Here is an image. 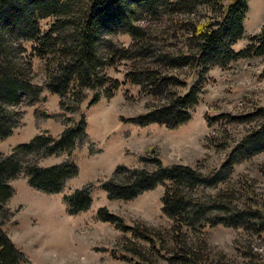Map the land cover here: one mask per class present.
Here are the masks:
<instances>
[{"label": "rangeland", "instance_id": "rangeland-1", "mask_svg": "<svg viewBox=\"0 0 264 264\" xmlns=\"http://www.w3.org/2000/svg\"><path fill=\"white\" fill-rule=\"evenodd\" d=\"M231 1L226 0L225 5ZM248 4L245 38L234 46L236 52L244 50L249 37L260 34L264 27V0H248ZM185 14L174 21L196 17L194 13ZM168 17L138 22L152 37L151 57L138 56L104 71L111 84L120 83L112 97L101 92L93 103L95 92L87 91L78 106L68 96L65 106L70 107V112L62 108L60 97L49 90L47 70L53 63L47 64L35 56L31 42L20 44L23 50L19 55L12 52L13 57L29 61L30 82L43 88L33 105L31 96L21 94L22 120L10 136L0 140V154L10 156L18 146L43 133L59 141L67 127L78 132L70 152L43 158L28 154L20 157L24 169L18 179L11 181L14 197L5 208L7 212L0 211L7 237L24 255L19 264H177L182 252L196 254L202 264H264V233L209 223L226 219L233 212H256L264 217V152L257 151L242 160L223 182L200 186L192 193L210 207L194 229L174 231L173 222L162 211L163 186L131 201L110 200L101 188L121 167L156 170V164L141 161L143 156L158 157L164 165L198 168L204 175L218 171L233 147L259 129L260 120L243 117L264 108L262 58L239 59L226 68H211L202 75L189 67L174 71L187 82L186 88L177 87L174 91L184 94L194 85L202 91L191 121L177 129L159 124L141 126L130 120L167 102L164 97L145 94L142 87L126 79L127 73L154 65L155 58L163 52L180 55L188 51L186 40L178 34L175 39H162L170 26L176 29ZM49 24V20L42 21L41 29L44 31ZM113 40L119 48L143 54L138 49L132 51L134 42L128 35ZM236 117L242 118L233 120ZM67 162L76 164L78 174L65 183L60 194L49 195L29 186L25 172L29 165L47 168ZM85 186H91L92 204L87 211L71 215L65 196ZM101 209L123 219L130 229L123 230L119 222L101 220Z\"/></svg>", "mask_w": 264, "mask_h": 264}, {"label": "trees", "instance_id": "trees-1", "mask_svg": "<svg viewBox=\"0 0 264 264\" xmlns=\"http://www.w3.org/2000/svg\"><path fill=\"white\" fill-rule=\"evenodd\" d=\"M225 1L0 0V140L10 136L20 125L21 94L31 96L33 105L37 100L36 94L43 88L35 87L30 82L29 61L13 57L12 52L16 51L18 55L22 52L20 44L33 43L34 55L47 64L53 63L47 70L49 90L60 97L62 108L70 112V107L65 106L68 96L73 97L78 106L87 91L95 92L93 103L101 92L112 97L120 83L116 81L111 84L104 71L118 62L138 56L148 55L147 58H150L152 37L138 22L168 16L169 22L176 24V29L170 26L163 32L162 39H175L178 34L186 40L188 51L180 55L163 52L154 57V65H144L138 71L127 73L126 79L142 87L145 94L164 97L167 102L130 120L141 126L159 124L168 129H177L190 122L202 91L198 85L192 86L184 94L174 91V88L187 86V82L175 75L174 71L189 67L201 74L215 67L226 68L243 58H262L264 65V27L260 34L249 37V44L244 50L236 52L234 49L245 38L248 0H233L229 5H225ZM186 12L194 13L196 17L180 23L174 21L186 15ZM44 20H49L50 24L43 31L40 24ZM119 35L130 36L134 42L132 51L138 49L143 54H132L130 49L119 48L113 40ZM243 119L260 120L259 129L233 147L218 171L211 170L204 175L198 168L164 165L158 157L149 159L143 156L141 161L144 164L154 163L157 169L128 170L121 167L114 177L101 184V188L110 200L131 201L144 192L163 186L162 211L173 222L174 231L180 232L183 227L194 229L210 207L192 193L197 192L200 186L209 187L223 182L242 160L257 151L264 152V108ZM76 134L75 128L67 127L62 139L56 141L48 133H43L30 143L18 146L10 156L0 154V211L6 213V206L14 197L11 181L18 179L24 169L20 157L28 154L43 158L70 152ZM25 172L30 187L55 195L63 191L68 180L77 176L78 167L73 162L47 168L29 165ZM118 176L123 177L119 180ZM65 202L71 215L87 211L92 204L91 186L65 196ZM244 213L233 212L226 219L217 218L209 223L264 233V217L256 212ZM98 217L105 222H119L118 226L123 230L130 229L123 219L111 216L105 209L99 210ZM23 260L24 255L9 240L4 223L0 221V264H19ZM176 260L177 264H202L199 256L191 252H182Z\"/></svg>", "mask_w": 264, "mask_h": 264}]
</instances>
